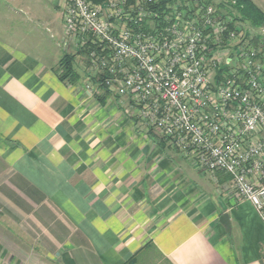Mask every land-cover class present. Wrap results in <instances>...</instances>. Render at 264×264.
Segmentation results:
<instances>
[{"label": "crops", "instance_id": "obj_1", "mask_svg": "<svg viewBox=\"0 0 264 264\" xmlns=\"http://www.w3.org/2000/svg\"><path fill=\"white\" fill-rule=\"evenodd\" d=\"M8 1L38 6L37 19L62 3ZM10 35L0 30V264H264V221L224 172L200 171L117 97L86 90L80 71L62 81L61 57Z\"/></svg>", "mask_w": 264, "mask_h": 264}, {"label": "built area", "instance_id": "obj_2", "mask_svg": "<svg viewBox=\"0 0 264 264\" xmlns=\"http://www.w3.org/2000/svg\"><path fill=\"white\" fill-rule=\"evenodd\" d=\"M221 1L65 0L63 48L82 51L86 90L117 97L200 171L230 175L264 221V41L232 28Z\"/></svg>", "mask_w": 264, "mask_h": 264}, {"label": "rangeland", "instance_id": "obj_3", "mask_svg": "<svg viewBox=\"0 0 264 264\" xmlns=\"http://www.w3.org/2000/svg\"><path fill=\"white\" fill-rule=\"evenodd\" d=\"M215 1L218 2L220 0ZM232 2L236 3V1ZM48 4L49 5L45 8L43 15H41L42 18L37 19L34 13L30 12V9L34 12L37 10L38 6H35L34 4L30 6L27 4H17L13 2L11 3V1L7 2V0H0V30L8 31L9 33L13 32L14 35H10V37L12 36L15 41H19V43L24 44V46L31 45L34 49L41 52V54L47 59H51L53 56L60 58L63 55L61 48L64 47L63 37L66 30L63 14L65 0H62L60 5L61 11H58L59 7L55 8L49 1ZM243 27L244 30L250 32V25L244 23ZM255 30L257 34H259L258 32L263 31L261 28ZM255 30L253 29L250 32L252 37L255 34ZM262 33H264V31ZM59 51L60 55L58 53ZM75 67L84 76L83 68H81L82 59L80 57H77Z\"/></svg>", "mask_w": 264, "mask_h": 264}, {"label": "trees", "instance_id": "obj_4", "mask_svg": "<svg viewBox=\"0 0 264 264\" xmlns=\"http://www.w3.org/2000/svg\"><path fill=\"white\" fill-rule=\"evenodd\" d=\"M95 3L105 2L106 0H89ZM232 1H236L233 3ZM222 0L217 4L218 9H224L231 16V27H234L235 21H243L250 25L251 29H258L264 26V12L260 9L252 0ZM166 2V1H165ZM171 2H176V0H171ZM163 4V3H162ZM249 28V29H250ZM247 37H250V32L247 31ZM254 44H259L264 41V36L254 34L251 37ZM82 55V51H69L64 52L59 60L57 68H55L56 73L62 81L75 83L81 78V74L75 67V61L77 57ZM81 58V57H80ZM107 92V91H106ZM162 145L169 144L165 139L161 140ZM220 174H224L221 172ZM230 175L225 173L224 180H230Z\"/></svg>", "mask_w": 264, "mask_h": 264}, {"label": "water", "instance_id": "obj_5", "mask_svg": "<svg viewBox=\"0 0 264 264\" xmlns=\"http://www.w3.org/2000/svg\"><path fill=\"white\" fill-rule=\"evenodd\" d=\"M221 222L226 226L227 231L230 232L231 222L229 219V215L227 213H225L221 216Z\"/></svg>", "mask_w": 264, "mask_h": 264}]
</instances>
